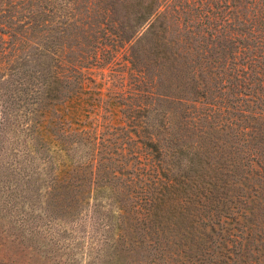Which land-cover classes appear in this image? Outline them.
<instances>
[{"label":"trees","instance_id":"obj_1","mask_svg":"<svg viewBox=\"0 0 264 264\" xmlns=\"http://www.w3.org/2000/svg\"><path fill=\"white\" fill-rule=\"evenodd\" d=\"M0 264H264V0H0Z\"/></svg>","mask_w":264,"mask_h":264},{"label":"rangeland","instance_id":"obj_2","mask_svg":"<svg viewBox=\"0 0 264 264\" xmlns=\"http://www.w3.org/2000/svg\"><path fill=\"white\" fill-rule=\"evenodd\" d=\"M89 73H90L89 77L95 79L96 83H98V85H97L98 89L105 92L108 90V88L115 87L114 82L110 83V82H108L109 80H107L108 79V77H107L108 70L106 68H103V69L92 68ZM117 87L118 86L116 85L115 88H117ZM51 225H52V229L55 233L57 231H59L62 228V226L66 225L67 227H71L72 229H74L73 232L66 231V232H59V233H66L67 235H71V236L72 235H74V236L80 235L82 238V217H80L79 219L74 220L72 222L70 220H67V221H61V220L56 221V220H54L51 222ZM75 225H77L76 228H75Z\"/></svg>","mask_w":264,"mask_h":264}]
</instances>
